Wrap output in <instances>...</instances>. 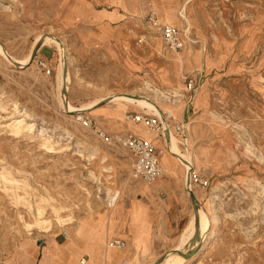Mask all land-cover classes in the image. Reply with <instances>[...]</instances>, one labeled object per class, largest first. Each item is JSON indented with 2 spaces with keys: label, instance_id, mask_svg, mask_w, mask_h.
<instances>
[{
  "label": "rangeland",
  "instance_id": "374dc122",
  "mask_svg": "<svg viewBox=\"0 0 264 264\" xmlns=\"http://www.w3.org/2000/svg\"><path fill=\"white\" fill-rule=\"evenodd\" d=\"M152 18L179 29L182 51L166 47ZM127 59L132 73L121 69ZM147 82L182 103L153 100ZM163 112L176 124L191 116L186 138L171 134L175 151L126 120ZM83 115L110 142L78 122ZM141 133L168 149L152 185L132 178L117 141ZM79 146L97 155L88 160ZM210 207L219 227L191 264H264V0H0V264H44L54 241L84 251L86 264L116 255L187 264ZM114 239L127 249H109Z\"/></svg>",
  "mask_w": 264,
  "mask_h": 264
},
{
  "label": "built area",
  "instance_id": "2783aa9c",
  "mask_svg": "<svg viewBox=\"0 0 264 264\" xmlns=\"http://www.w3.org/2000/svg\"><path fill=\"white\" fill-rule=\"evenodd\" d=\"M149 24L151 28L158 33L170 51L176 53L184 49L185 43L179 29L172 26H160L154 18L151 19ZM187 91L190 95L188 104L189 106H192L194 99L193 96L196 92V85L193 79H189L187 81ZM77 120L85 128L91 129L99 139L105 142H110L109 137L91 118L83 115L78 116ZM126 120L133 124L147 127L148 129L156 132L158 137L163 140H165L172 133L177 136L184 137L188 132V129H186L182 123H174V119L169 112H163L161 117L129 113L126 115ZM117 141L132 157L131 175L134 180L152 185L165 175V170L160 162V157L163 154V151L155 146L152 141L142 139L132 134L120 136ZM192 171L190 172V182L191 185L195 186V184L199 181V178L198 175ZM190 192L192 193V191ZM109 245L111 248L119 251H125L127 249V243L120 239L112 240ZM123 262L125 263V261ZM86 263L87 259H83L81 261V264Z\"/></svg>",
  "mask_w": 264,
  "mask_h": 264
},
{
  "label": "bare ground",
  "instance_id": "6f19581e",
  "mask_svg": "<svg viewBox=\"0 0 264 264\" xmlns=\"http://www.w3.org/2000/svg\"><path fill=\"white\" fill-rule=\"evenodd\" d=\"M64 52V51H63ZM66 52V51H65ZM65 56V55H64ZM69 58V57H68ZM182 59V58H181ZM175 60V59H174ZM29 61V60H28ZM180 61V60H179ZM69 62H70V60H69ZM23 65V64H22ZM27 65V64H26ZM156 87V86H155ZM146 88L149 90V95H150V97L153 99V100H157V101H160V102H162V103H164V104H169L170 106H177V105H180L181 103H182V97L179 95V93L177 92V91H170V92H163L162 90L160 91V90H158V89H156V88H154L149 82H147V84H146ZM163 88V87H162ZM169 88V87H168ZM171 89V88H170ZM166 90V89H165ZM146 97V96H145ZM184 98V97H183ZM109 99H111V98H109ZM152 100V101H153ZM148 101V100H147ZM144 102V101H143ZM147 107V106H146ZM87 108H85V110H86ZM159 110V109H158ZM83 111H84V109H83ZM78 112V111H77ZM76 112V113H77ZM86 112V111H85ZM75 113V112H74ZM171 115H172V117H174V115L172 114V112H169ZM213 115V114H212ZM216 117V116H215ZM175 118V117H174ZM218 118V117H217ZM218 121V120H217ZM209 123V122H208ZM222 123V122H221ZM187 128H188V126H187ZM238 130V129H237ZM239 131V130H238ZM173 134V133H172ZM141 135L143 136V137H146L145 136V134H143V133H141ZM175 135V134H174ZM172 137V135H170V136H168V138H169V141H168V147L170 148V150L171 151H175V142H172L171 141V138ZM187 137V135L186 136H184V138H186ZM167 139V138H166ZM164 144V143H163ZM181 144V143H180ZM165 145V144H164ZM179 145V144H178ZM182 145V144H181ZM180 146V145H179ZM185 146V145H184ZM78 149H79V152H80V154L82 155V156H84V157H86V158H88V160H91V159H93V158H95V156L97 155V150H95V149H93V148H82V147H78ZM159 149H161L162 151H163V154L161 155V157H160V160H161V158H163V156H165V154H166V151L168 150L167 149V146H164V147H162V148H159ZM169 150V151H170ZM247 153L248 154H252L248 149H247ZM179 154V153H178ZM189 155V154H188ZM180 156V155H179ZM181 157V156H180ZM187 157V156H186ZM183 158V157H182ZM181 158V159H182ZM185 158V157H184ZM177 160V159H176ZM191 160V159H190ZM188 161V160H187ZM184 162H185V160H184ZM183 162V163H184ZM192 162V161H191ZM182 163V164H183ZM162 164V163H161ZM173 164V163H172ZM186 165H188L189 164V161L187 162V163H185ZM184 164V165H185ZM193 164V163H192ZM163 165V164H162ZM189 166V165H188ZM164 167V166H163ZM185 169V168H184ZM164 170H165V168H164ZM188 170V169H187ZM190 170H191V168H190ZM169 172V171H168ZM165 173H166V171H165ZM97 181H98V179H97ZM189 183H190V180H189ZM220 191H221V186H218V187H216V188H214L213 189V192L211 193V195H210V200L211 199H215V196H217L219 193H220ZM107 194H108V198H112V197H110V190L108 189L107 190ZM195 195V194H194ZM196 197V196H195ZM114 198V197H113ZM197 199V198H196ZM109 200V199H108ZM198 201V200H197ZM198 203H199V201H198ZM201 207V205L199 204V208H198V215H197V222H198V224H199V221L200 220H204L203 219V217L205 216L204 215V213H203V210H202V208H200ZM210 220H208V221H210V228H209V230H208V232L203 236V240H202V248L199 250V252L196 254V255H194L192 258H193V260H196V259H198L201 255H203L204 253H205V249H206V247H207V245H208V243L215 237V234H216V231H217V229H218V227H219V218H218V216L212 211V209H211V207H210ZM133 214V213H132ZM117 215V214H116ZM131 215V214H130ZM134 217V216H133ZM117 219V218H116ZM93 221H94V219H93ZM204 221H206V220H204ZM127 225V224H126ZM200 225V224H199ZM108 227V226H107ZM74 228V227H73ZM78 229V228H77ZM100 230V229H99ZM131 236V235H130ZM91 237V236H90ZM89 238V237H88ZM87 238V239H88ZM88 241V240H87ZM90 242V241H89ZM109 244H110V242H109ZM72 245V244H71ZM73 246V245H72ZM75 247H76V245H75ZM134 247V246H133ZM109 248L110 249H113V248H111L110 247V245H109ZM117 250V249H116ZM136 250V249H135ZM139 250V249H138ZM133 251V250H132ZM123 252V251H122ZM135 252V251H134ZM147 255V254H146ZM146 258V257H145ZM142 261V260H141ZM191 263V262H190ZM189 263V264H190ZM124 264H126V262L124 263ZM160 264V263H159Z\"/></svg>",
  "mask_w": 264,
  "mask_h": 264
},
{
  "label": "crops",
  "instance_id": "0c3cea01",
  "mask_svg": "<svg viewBox=\"0 0 264 264\" xmlns=\"http://www.w3.org/2000/svg\"><path fill=\"white\" fill-rule=\"evenodd\" d=\"M127 61H128V59L127 60H125V61H123V63H121V69H123V70H125L126 72H134L133 70H135V69H131L130 67H129V65L127 64ZM125 62V63H124ZM194 81H195V85H196V88H197V86H198V84H197V81H196V79H193ZM185 87H186V92H187V95L188 96H190L189 95V93H188V91H187V82L185 83ZM197 90V89H196ZM127 114H129V113H127ZM173 119L175 120V118L173 117ZM176 121V120H175ZM174 121V122H175ZM186 123H188L189 124V128H186V129H190V126L193 124L192 123V121H191V116L188 114V113H186L185 114V116H184V121L182 122V124L186 127ZM131 124H133V123H131ZM133 125H135V124H133ZM143 128H145V129H148L147 127H145V126H142ZM126 131H128L129 132V130H128V128H126ZM134 135H136V134H134ZM176 135V134H175ZM136 136H138V135H136ZM177 136V135H176ZM138 137H140V138H142V139H145V140H148V141H152V140H149V139H146V138H144V137H141V136H138ZM153 142V141H152ZM161 142L162 143H164L165 142V140H163V139H161ZM155 144V143H154ZM155 146H157V145H155ZM158 148H161V147H158ZM131 161H132V159H131ZM160 162L162 163V158H161V160H160ZM163 164V163H162ZM161 164V165H162ZM163 166V165H162ZM164 168V167H163ZM165 176V175H164ZM170 176V175H169ZM173 178V177H172ZM185 185H186V181H185ZM66 242V241H65ZM64 242V243H65ZM64 243H62V244H60V243H58L57 241H54V242H52L51 244H48L47 245V247L45 248V251H44V254H45V258H46V260H45V263L44 264H81V261L83 260V259H87V261L88 260H90V257H88L87 256V254L84 252V251H82L81 249L80 250H78V251H76V252H73V253H71L68 249H65L64 247H63V245H64ZM55 244H57L56 246H55ZM110 249V248H109ZM115 252H117L119 255H121V252H118V251H115ZM57 255H55V254ZM131 254H133V252H131ZM83 255H86V256H84V257H82ZM82 257V258H81ZM116 257H117V255H116ZM115 257V259H113V263L112 264H120V262H119V259H118V257L116 258ZM129 257H131L132 258V256L131 255H129ZM132 260H133V258H132ZM198 259H196V260H193V258H191V259H189V260H187V264H189L190 262L192 263H194L195 261H197ZM153 261V260H152ZM149 262L150 261H147V262H141V263H138V264H149ZM190 263V264H191ZM102 264H106V262L105 261H103L102 262Z\"/></svg>",
  "mask_w": 264,
  "mask_h": 264
},
{
  "label": "water",
  "instance_id": "95a60500",
  "mask_svg": "<svg viewBox=\"0 0 264 264\" xmlns=\"http://www.w3.org/2000/svg\"><path fill=\"white\" fill-rule=\"evenodd\" d=\"M35 56H36V51H35V53L33 54L32 59H34ZM190 197H191V199H192L193 205H194L195 208H196V217H197V215H198L199 203H198V201H197V199H196L194 193H191V194H190ZM201 248H202V242H200L199 245L197 246V248H196L194 251H192L189 255H187L186 258H187V259H191L194 255H196V254L199 252V250H200Z\"/></svg>",
  "mask_w": 264,
  "mask_h": 264
}]
</instances>
